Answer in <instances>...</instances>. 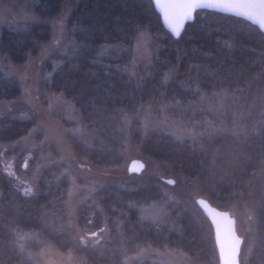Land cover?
Here are the masks:
<instances>
[{"label":"trees","instance_id":"trees-1","mask_svg":"<svg viewBox=\"0 0 264 264\" xmlns=\"http://www.w3.org/2000/svg\"><path fill=\"white\" fill-rule=\"evenodd\" d=\"M63 2L36 0L31 10L50 19ZM65 23L76 44L47 58L43 69L49 79L41 86L69 99L91 135L89 141L70 135L74 156L99 166H122L121 114L161 90L184 105L174 111L181 119L240 130L177 138L157 129L142 133L132 120L128 139L153 174L123 183L110 177L97 187L76 214L77 225L97 237L88 242L68 223L65 197L72 169L60 160L58 148L44 139L28 110L22 114L23 106L0 115V153L6 157L0 160V264H35L33 255L48 245L84 264H123L125 252L144 244L179 248L202 264H217L212 225L197 197L229 210L244 231L239 264H264V175L253 176L264 165V31L245 17L197 8L176 37L151 0H73ZM53 26L49 20L28 21L22 28L2 25L0 53L24 61L49 41ZM140 27L157 32L160 42L143 78L127 70V50L103 48L131 45ZM166 75L170 78L164 82ZM221 91L228 96L218 107ZM20 93L17 80L0 68V99ZM26 135L37 142L34 147L4 145ZM167 175L177 178L168 184ZM163 184L177 197L169 199ZM150 201L163 202L165 213L142 217L140 205ZM133 264L160 263L143 258Z\"/></svg>","mask_w":264,"mask_h":264},{"label":"rangeland","instance_id":"rangeland-1","mask_svg":"<svg viewBox=\"0 0 264 264\" xmlns=\"http://www.w3.org/2000/svg\"><path fill=\"white\" fill-rule=\"evenodd\" d=\"M36 0H0V27L2 25L22 28L28 21H46L54 24L53 34L49 41L42 43L35 54L28 55L22 62H13L4 54L0 53V68L9 77L15 78L21 88L18 97L12 99H0V115L10 112L14 108L23 106L35 118L37 126L43 132L44 139L52 142L59 150L60 160L65 161L72 169L69 174V186L65 197L68 223L76 234L88 242L96 241V235L83 231L76 223V214L79 208L88 203L94 191L106 178H115L125 182L126 178L132 176L151 175L146 166L139 173L128 172L127 163L131 158L138 157L144 162L136 147L131 145L128 139V126L132 120H137L142 133L157 129L168 132L177 138H197L203 132H236L239 127H227L222 125L213 126L209 120L181 119L174 115V111H181L184 105L178 101L164 96V90L150 100L141 102L131 112H123L121 115V130L123 132L121 152L124 156V164L120 167H106L90 163L84 158H78L72 153L70 135H78L89 141L91 135L81 124L79 115L74 104L65 96L59 93L49 92L41 86L42 81L49 79V71L43 69L47 58L53 53H63L75 46V41L67 35L65 19L72 7L73 0H64L60 12L50 19L44 18L31 10V5ZM103 48L127 50L130 53V60L127 70L133 77L143 78L150 72L153 54L160 46L159 34L151 31L148 27H140L136 31L131 45L124 46L118 43L103 45ZM54 62V61H53ZM170 75L164 77V82ZM226 91L216 94V102L221 107L227 97ZM209 102L206 100V105ZM18 143H27L34 147V142L29 135L23 136L12 142L4 144L12 147ZM0 160L6 161V157L0 153ZM146 163V162H145ZM146 165V164H145ZM35 171V168H34ZM33 171V173H34ZM264 165L254 171L253 176H263ZM165 178H172L173 182L177 176L167 175ZM193 179V178H192ZM184 180V177H183ZM164 182L168 183L166 180ZM196 185V180L191 181ZM172 184V183H170ZM163 188L169 199L177 197V193L168 185ZM241 196V191H239ZM247 208V205L245 203ZM164 203L150 201L140 205L141 216L149 219H156L165 213ZM235 222V219H234ZM245 224L250 227L249 219L245 217ZM235 225L236 234L243 239L244 231L240 225ZM241 245V244H240ZM240 249V248H239ZM35 264H84L75 259L69 252H63L58 248L48 245L33 255ZM143 258H150L160 264H202L192 258L184 250L167 246L156 247L151 244L138 246L135 250L125 252L123 264H133ZM218 264V260H217Z\"/></svg>","mask_w":264,"mask_h":264},{"label":"water","instance_id":"water-1","mask_svg":"<svg viewBox=\"0 0 264 264\" xmlns=\"http://www.w3.org/2000/svg\"><path fill=\"white\" fill-rule=\"evenodd\" d=\"M151 2L159 13L164 27L171 34L169 22L179 24L182 21L184 27L185 23L193 18V12L197 8L245 17L264 31V0H151ZM144 166L145 162L141 158L134 157L128 161L127 170L139 173ZM165 180L173 183L172 178ZM196 202L212 225L218 264H239L241 237L236 234L234 217L229 210L218 209L203 197H197Z\"/></svg>","mask_w":264,"mask_h":264},{"label":"snow or ice","instance_id":"snow-or-ice-1","mask_svg":"<svg viewBox=\"0 0 264 264\" xmlns=\"http://www.w3.org/2000/svg\"><path fill=\"white\" fill-rule=\"evenodd\" d=\"M168 28L172 32V34L176 37H179L181 31L183 30V22L181 21L179 24L170 21L168 24Z\"/></svg>","mask_w":264,"mask_h":264}]
</instances>
